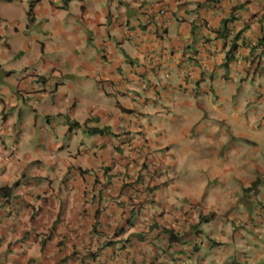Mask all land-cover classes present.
Returning a JSON list of instances; mask_svg holds the SVG:
<instances>
[{"label":"crops","instance_id":"0c3cea01","mask_svg":"<svg viewBox=\"0 0 264 264\" xmlns=\"http://www.w3.org/2000/svg\"><path fill=\"white\" fill-rule=\"evenodd\" d=\"M0 55L31 73L0 81V264H222L241 175L264 264V0H0ZM15 92L60 139L28 144Z\"/></svg>","mask_w":264,"mask_h":264},{"label":"rangeland","instance_id":"374dc122","mask_svg":"<svg viewBox=\"0 0 264 264\" xmlns=\"http://www.w3.org/2000/svg\"><path fill=\"white\" fill-rule=\"evenodd\" d=\"M32 20H33V18H28L27 22L29 25H31ZM34 23L39 24L40 22H39V20L34 19ZM14 57L15 56H13V55H9V56H7V55L1 56L0 55V68H1L0 69V81H2L1 86H3V87H8L9 85L13 86L31 74L30 72H28L27 74H23L24 70L27 67L26 61L23 60V58H22L24 56L20 55L15 60L13 59ZM5 77H6V79H5ZM14 88L15 87H13L12 90H15V91L19 90V89H14ZM15 95H16V97H14V99L10 101L9 105L14 106L15 109L16 108L19 109V115L22 118L23 125L22 126L15 125L14 121H11V123L13 122V125H15L16 128L20 129L22 132H26V128L29 127L30 133L28 136H30V137H27V138H28V140H30V142L28 144H30V145L32 143L36 144V142L38 140L37 139L38 136L42 137V136L47 135L50 137H57L58 139L61 138V136H62L61 132H60L61 129L58 126H56V128L54 129L53 125H55V124H47L46 121H48V120H46V118H45L46 116H44V112H41L39 110L40 109L39 100L41 98L40 94H37L36 96L29 95V96L23 97L22 94H18L17 92H15ZM42 99L43 98H41V100ZM23 101H24V104H23ZM14 108L9 107V111H11ZM2 109L3 108H1V111H2ZM0 116H1V113H0ZM1 118H2V116H1ZM51 120H50V122L52 123ZM32 122L35 124H31ZM0 140H1L0 145H3V143L5 145H9L13 139H11L10 137H6V136H0ZM11 147H14V146H11ZM43 149L46 150L47 147H45ZM243 178H244V176L241 175L239 177V179H237V181H231L229 183V186L233 192V195H232L233 199L230 200L231 195H228L224 198V193L221 195L220 198H216V200H212V196H211V203H210L211 214L208 212V216L206 218L208 220H211V224L214 223L217 225L218 224L224 225V223H225L224 221H225L226 217L229 221L228 222L229 226L224 230H219V233H218V234H220L222 231H224V236L227 237L226 241H222L219 238L212 237V241L214 243L221 242V244H223L225 242L227 244L229 251H230L229 253H227L228 255L230 254V257L224 256L223 259L218 261L222 264L224 263L225 260H226L225 264H228V263L229 264H250V263H248L249 262L248 257L250 256L252 258V251L251 250H249L247 248L244 250L234 248V246H233L234 244L232 242L233 239L231 237L232 236V229L230 228V226L233 222H234L232 224L233 226L238 224V222H235V221H236V219H238L239 217L242 216L241 215L242 212H247L248 215H251V217H253V219L255 220L254 224H256V213H257L256 206H253V204H251V203L247 204L246 206H244L243 204L238 205V203L236 201H234L235 198L233 196L236 195L237 192L239 193V195H241V197H244L245 192H249L252 189V187L254 186V185H251V183H248L247 185H243V186L240 185ZM256 178H257V176H256ZM258 178H259V176H258ZM244 179L246 180L247 177ZM254 180L257 181L256 179H254ZM228 191L230 194V190H228ZM237 197H238V194H237ZM230 206L233 207V210L227 216H225V213H228V211L231 209ZM235 215H237V216L234 218ZM206 223H208V222H206ZM213 227H214V225H211V232H212ZM252 227H255V225H252ZM221 228H222V226H221ZM257 230H259V229L258 228L254 229L253 232H256ZM242 231H243L242 229H239L238 227L236 228L237 233H241ZM243 233L247 234V236H245V239L244 238L243 239L246 240L247 243L250 245L248 248H250V247L257 248L259 246L264 245V241L254 240L252 235L249 234V231L246 233H245V231H243ZM218 234H217V232L214 233V235H218ZM240 241L241 240H239V242ZM216 245L219 246V244H216Z\"/></svg>","mask_w":264,"mask_h":264},{"label":"clouds","instance_id":"9594fccd","mask_svg":"<svg viewBox=\"0 0 264 264\" xmlns=\"http://www.w3.org/2000/svg\"><path fill=\"white\" fill-rule=\"evenodd\" d=\"M3 188H7L8 190L10 189L9 187H2V188H0V191H1V189H3ZM8 190H6V191H8ZM4 193H5V192H4ZM1 194L3 195V192H2V191H1L0 195H1ZM170 239H171V238H170ZM46 240H47V238H46V239H45V238L42 239V240L40 241V244H41V243H44V244H45V243H46ZM43 246H44V245H43Z\"/></svg>","mask_w":264,"mask_h":264},{"label":"trees","instance_id":"16d2710c","mask_svg":"<svg viewBox=\"0 0 264 264\" xmlns=\"http://www.w3.org/2000/svg\"><path fill=\"white\" fill-rule=\"evenodd\" d=\"M95 132H97V131H95ZM6 190H8L7 188H3V189H1V191L3 192V195H6V193H4ZM1 191H0V193H1ZM170 238L172 239V236H170ZM44 245V243H41V246H43Z\"/></svg>","mask_w":264,"mask_h":264}]
</instances>
